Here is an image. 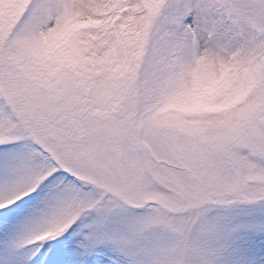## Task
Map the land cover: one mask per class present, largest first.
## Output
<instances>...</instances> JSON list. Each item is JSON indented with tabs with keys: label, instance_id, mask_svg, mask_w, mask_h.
Returning <instances> with one entry per match:
<instances>
[{
	"label": "snow or ice",
	"instance_id": "6c2138e0",
	"mask_svg": "<svg viewBox=\"0 0 264 264\" xmlns=\"http://www.w3.org/2000/svg\"><path fill=\"white\" fill-rule=\"evenodd\" d=\"M0 264H264V0L5 5Z\"/></svg>",
	"mask_w": 264,
	"mask_h": 264
},
{
	"label": "rangeland",
	"instance_id": "374dc122",
	"mask_svg": "<svg viewBox=\"0 0 264 264\" xmlns=\"http://www.w3.org/2000/svg\"><path fill=\"white\" fill-rule=\"evenodd\" d=\"M13 2L14 0H0V16L4 14L5 5H8L11 10ZM248 179H255V177L249 176Z\"/></svg>",
	"mask_w": 264,
	"mask_h": 264
}]
</instances>
